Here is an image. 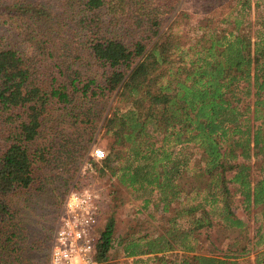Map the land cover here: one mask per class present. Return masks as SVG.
<instances>
[{"label":"trees","instance_id":"1","mask_svg":"<svg viewBox=\"0 0 264 264\" xmlns=\"http://www.w3.org/2000/svg\"><path fill=\"white\" fill-rule=\"evenodd\" d=\"M59 1L72 18L59 31L72 33L31 31L29 52L0 43V264H33L24 209L53 178L71 184L106 111L96 115L95 97L113 95L100 128L109 136L103 169L154 192L162 211L157 234L126 235L121 248L139 264L144 255L150 264H239L250 238L213 249L209 233L217 215L245 226L238 193L264 213V0H237L228 13L206 0L215 6L189 40L181 0ZM117 206L101 231L100 264L114 247ZM177 248L187 250L180 262L166 255Z\"/></svg>","mask_w":264,"mask_h":264},{"label":"rangeland","instance_id":"2","mask_svg":"<svg viewBox=\"0 0 264 264\" xmlns=\"http://www.w3.org/2000/svg\"><path fill=\"white\" fill-rule=\"evenodd\" d=\"M0 0V43L1 47L10 46L20 50L21 52L31 51V45L27 40V34L31 31L42 32L48 31L62 38L66 33H72L69 30L64 32L59 31L61 26L69 25L72 22L70 15H65L61 8L59 0H4V4ZM215 1V0H212ZM16 3L17 7H11L10 3ZM224 3V11L229 12L231 6L237 4V0H222ZM255 0H252V4ZM215 6L206 0H181V7L187 10L191 19L187 25L185 24V33L189 40L192 31L191 24L195 25L197 20L204 15L210 13L209 9ZM222 7V6H219ZM257 10L252 9L251 19L252 25L249 27L250 34L253 38L256 35L257 26L254 24ZM185 23V22H184ZM181 27V26H180ZM115 31V27L111 26ZM119 32L123 29L119 26ZM189 29L187 32L186 30ZM189 31L191 33H189ZM106 96H96V105L99 109L96 115L101 112L102 104L106 109L101 119L97 122L98 130L93 136L91 146L86 151V157L77 163V168L73 172V180L71 184L62 186L61 179L54 182L51 180L48 184L47 191L38 195L33 199L30 206L24 209L23 218L26 225L29 227V240L27 246H33L34 249L29 252L33 264H50L51 252L54 244L56 230L60 224V220L64 211L66 199L69 194L84 186H92L97 188L102 197L101 201V216L99 229L102 231L107 223V220L112 213L113 205L117 204L115 209L116 227L114 232V247L110 252L109 259L106 264H139V256L134 257L128 255L119 245L122 237H139L145 233L157 234L160 231V221L162 220V211L157 208L156 194L150 190H134L131 187L120 184L117 179L112 178L110 174L103 169L102 159L94 157V151L97 148H102L105 152L108 151L109 136L105 134L101 125L111 105L114 102V95L109 99ZM109 114V113H108ZM188 152H192L191 146L186 148ZM198 154V150L193 156ZM50 169V168H48ZM47 174L50 176L56 170L50 169ZM43 176L46 173L39 171ZM118 184V186H117ZM58 185V186H57ZM235 183H230L232 191H236ZM35 200V201H34ZM233 209L237 217L245 222L244 227H228L221 220L220 216L214 217L215 227L210 231L211 240H213V249L219 247L225 249L234 246V242H244L247 237L250 238L249 247L251 248L248 257H242L239 264H264V213L262 205H252L248 207L242 200V196L238 193L233 202ZM50 234V237H48ZM209 241L205 244L210 249ZM244 242V243H246ZM243 244V243H242ZM251 245V246H250ZM187 250L177 248L167 252V256L171 261L180 262ZM144 261L141 264L154 263L153 255L142 256ZM250 258L249 260L246 259ZM146 259V260H145ZM150 259V260H149ZM26 260V262H29ZM260 262V263H259Z\"/></svg>","mask_w":264,"mask_h":264},{"label":"built area","instance_id":"3","mask_svg":"<svg viewBox=\"0 0 264 264\" xmlns=\"http://www.w3.org/2000/svg\"><path fill=\"white\" fill-rule=\"evenodd\" d=\"M102 148L94 157L103 159ZM101 193L90 185L73 190L66 199L56 230L50 264H100L97 245L100 240Z\"/></svg>","mask_w":264,"mask_h":264},{"label":"clouds","instance_id":"4","mask_svg":"<svg viewBox=\"0 0 264 264\" xmlns=\"http://www.w3.org/2000/svg\"><path fill=\"white\" fill-rule=\"evenodd\" d=\"M77 264H78V262H77Z\"/></svg>","mask_w":264,"mask_h":264}]
</instances>
